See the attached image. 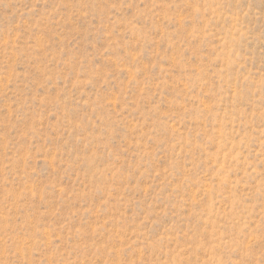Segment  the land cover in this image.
<instances>
[{
	"label": "rangeland",
	"instance_id": "obj_1",
	"mask_svg": "<svg viewBox=\"0 0 264 264\" xmlns=\"http://www.w3.org/2000/svg\"><path fill=\"white\" fill-rule=\"evenodd\" d=\"M0 264H264V0H0Z\"/></svg>",
	"mask_w": 264,
	"mask_h": 264
}]
</instances>
